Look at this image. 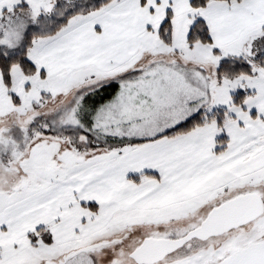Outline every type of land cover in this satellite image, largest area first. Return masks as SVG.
Returning a JSON list of instances; mask_svg holds the SVG:
<instances>
[{
	"label": "snow or ice",
	"instance_id": "1",
	"mask_svg": "<svg viewBox=\"0 0 264 264\" xmlns=\"http://www.w3.org/2000/svg\"><path fill=\"white\" fill-rule=\"evenodd\" d=\"M0 264H264V0H0Z\"/></svg>",
	"mask_w": 264,
	"mask_h": 264
}]
</instances>
